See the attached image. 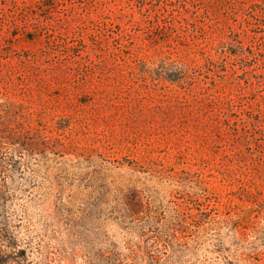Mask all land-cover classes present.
Here are the masks:
<instances>
[{
  "label": "rangeland",
  "instance_id": "obj_1",
  "mask_svg": "<svg viewBox=\"0 0 264 264\" xmlns=\"http://www.w3.org/2000/svg\"><path fill=\"white\" fill-rule=\"evenodd\" d=\"M0 264H264V0H0Z\"/></svg>",
  "mask_w": 264,
  "mask_h": 264
}]
</instances>
